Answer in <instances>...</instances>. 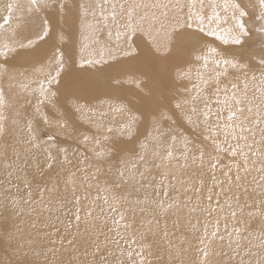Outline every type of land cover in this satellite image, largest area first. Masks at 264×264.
<instances>
[{
  "label": "snow or ice",
  "instance_id": "6c2138e0",
  "mask_svg": "<svg viewBox=\"0 0 264 264\" xmlns=\"http://www.w3.org/2000/svg\"><path fill=\"white\" fill-rule=\"evenodd\" d=\"M4 8L6 15L0 17V167L12 147L9 137L19 133L9 175L14 174L12 168L21 175L29 167L36 170L31 179L25 176V194L12 201L14 207L21 200L31 206L37 176L60 164L63 191L59 182L39 188L40 205L49 211L59 209L65 203L64 194L71 193L74 220L81 221L83 210L94 230H98L97 222L104 228L110 221L114 226L110 230L118 235L120 228L130 227L117 208L127 197L114 195L110 200L107 181L101 187L99 176L106 167H115L125 190L151 189L136 202L148 217L149 231L160 218L171 216L179 223L197 211L211 215L213 209L203 206L199 195L195 201L191 195L201 192L203 179L193 183L185 175L192 165L203 168L206 153L193 151L194 145L174 130L177 124H196L207 131L215 152H224L233 161L224 172L229 190L252 170L261 177L258 205L245 206L254 208L249 216L259 222L260 259L253 264H264V0H11ZM14 15L16 26L6 31ZM246 18L259 26L249 27ZM61 19L66 25L79 26V58L66 43L72 33L58 27ZM98 26L108 29L109 36L115 34L113 44L100 43ZM49 41L51 45L45 47ZM89 49L92 54L84 55ZM101 65L112 68L113 74L97 78L92 69L99 72ZM193 72L199 83L180 91L176 85L191 81ZM33 79L39 83L40 95L31 118L25 119L18 109ZM5 81L8 89L3 87ZM209 91L226 113L223 120L219 112L211 120ZM129 92L134 100L128 98ZM78 121L90 125L91 134L80 135L78 143L91 156L85 155L80 161L83 166L73 170L68 167L72 163L69 150L53 154L43 147L38 126L68 134L79 131ZM45 135L49 141L56 139L55 134ZM221 136L225 147L217 142ZM229 140L234 143L228 145ZM137 143L139 150L122 147ZM207 159L212 170L222 163L218 154H207ZM43 193L48 194L47 200ZM231 215L236 217L237 211ZM217 232L205 235L215 237ZM240 247L237 238L236 248ZM247 254L256 255L250 250ZM85 255L92 258L79 264H122L110 261L100 243ZM209 255L203 252L205 264Z\"/></svg>",
  "mask_w": 264,
  "mask_h": 264
},
{
  "label": "bare ground",
  "instance_id": "6f19581e",
  "mask_svg": "<svg viewBox=\"0 0 264 264\" xmlns=\"http://www.w3.org/2000/svg\"><path fill=\"white\" fill-rule=\"evenodd\" d=\"M7 2H11V0H0V17L6 15L4 5ZM246 19L249 20V27L259 26L254 24L251 18ZM16 23L14 15L12 27L7 28L6 31H12ZM58 27H63L66 31L72 33V39L68 40L66 38V43L74 49L77 58H79L81 54L79 26L77 24L65 25L60 20ZM98 28L97 39L100 43L113 44L115 42L114 33L109 36L108 29L100 26ZM51 43L52 41H49L45 47H49ZM232 47L238 48V46ZM83 54H92V49L85 51ZM209 59L211 60V57ZM97 67L102 70L98 72L96 68H93L92 72L96 73L99 79H103L106 74H113L112 68L106 65ZM196 67L199 68V65ZM193 83H199V80L196 79V72H193L191 81L185 80L178 86L181 88L186 85L189 89H192ZM29 84V89L25 93L27 99H21L18 109L25 119L31 118L34 111L33 106L40 95L39 83L33 79ZM3 87L5 89L9 88L7 81L3 83ZM125 87L131 86L126 85ZM207 94L209 96L208 103L213 114L211 120H216V113L218 112L221 114V120H223L226 113L216 103L213 93L209 91ZM127 95L129 99H135L130 92ZM222 99L223 96L221 95ZM78 125V132L71 131L68 134L57 132L54 128H49L43 124L38 126V135L42 146L50 149L53 154H56L59 149L67 148L69 158L72 161L68 167L73 168V170H75L74 166L80 165V161L85 155H88L89 158L91 156L90 153H85L84 147L78 143L80 135L91 134L89 131L90 125L82 121H78ZM174 130L188 139L191 145H194L193 151L198 149L197 147L201 142L207 141L211 146L210 154L219 155L222 162L219 168L215 170L209 168L208 159L206 158L203 168H198V172L190 171V168H188L185 174L186 177L192 178L191 182L193 183L196 182L197 178L203 179L204 185L201 192L198 194L192 193L191 195L194 201L196 195H199L203 206L213 209L212 214L208 215L206 212L197 211L193 213V218L182 219L180 232L173 225L174 217L160 218L158 224L154 220L152 225L153 227L157 226L158 231H149L145 226L148 217L140 212L136 202L143 200L151 192V189L138 187L135 191L130 188L125 190L124 185L115 174V167H112L111 170L106 167L105 172L100 174L101 180L103 183L107 181V186L111 188L112 193L117 197H127V200H121L123 208L118 209V211L125 215L126 221L133 225L135 229L131 231L129 227L127 229L120 228L119 235L117 232L110 230L111 227H114L110 221L109 227L101 228L99 222H97L96 228L98 230L88 229L86 223L89 220L84 216L83 210L80 213L81 221L76 222L73 217L75 208L71 193L64 194L66 197L65 203L59 209L53 207L49 211L40 205L41 193L38 190L39 188L51 187L52 184L59 182L61 191H63L62 176L64 169L60 164L54 165L53 169H44V174L37 176L39 183L33 182L34 203L31 206L25 205L21 200L14 207L12 201L20 200V197L25 194L23 183L25 176L31 179L33 175H36V170L29 167L27 173L21 175L15 174V168H12L11 171L14 174L9 175L7 169L11 161L15 159L14 152L18 150L16 148V137L19 133L10 136L9 143L12 147L8 150V159L4 160L3 166L0 167V225H6V228L0 227V264H60L61 261L63 264H79L81 260L92 258L90 255H85V252L91 253L97 243L106 246L103 250L110 261L119 260L122 264H133V262L141 260L143 264H205L204 251H209V256L214 258V260H210L208 257V264H253L254 261H258L260 259L258 255L260 251L259 222L249 216V212L253 211L254 208L245 205H258L259 203L258 194L260 189L257 183L261 179L259 173L252 170L238 183L234 181L231 190H229L224 172L227 171V166L231 165L233 161L228 154L215 152L213 141L208 137L204 127L183 123L182 125H174ZM46 133L55 134L56 139L49 141L47 135H45ZM194 135L197 140L192 139ZM199 141L200 143H198ZM140 142H143V137L140 138ZM217 142L221 143V147L226 146L223 143L222 136ZM233 143L231 140L228 141V145ZM134 146L139 149V143L122 145L125 148ZM207 149L209 150V148ZM41 163H43V156H41ZM112 163L115 165L117 161L114 160ZM233 172H235V169H233ZM153 174H155V171ZM242 175L244 174L242 173ZM221 181H224L222 185L220 184ZM117 184H120L119 188L116 187ZM221 187L224 189L223 192ZM90 191L92 195H95L96 190L94 188ZM250 194L257 195V199L253 201ZM43 195L47 200L48 194L43 193ZM209 195L213 197L211 201L206 199ZM160 198L167 199L163 196ZM217 201H219V204H217ZM229 205H231V208ZM83 206L82 204V209ZM240 209H243V211ZM233 210L237 211L236 217L231 215ZM112 215L117 216L116 213ZM215 229H218L215 237L205 235L206 231L211 233ZM184 236L185 242L182 244V253L179 252L175 243L180 242ZM239 237L244 240V244L242 242L241 247L236 248V241ZM115 241H119V243L117 244ZM213 242L216 243L215 246H213ZM248 250L256 255H248ZM60 252L63 253V256L59 255Z\"/></svg>",
  "mask_w": 264,
  "mask_h": 264
},
{
  "label": "rangeland",
  "instance_id": "374dc122",
  "mask_svg": "<svg viewBox=\"0 0 264 264\" xmlns=\"http://www.w3.org/2000/svg\"><path fill=\"white\" fill-rule=\"evenodd\" d=\"M255 11V10H254ZM61 21L64 23V21L61 19ZM254 24H256V25H259V23H258V21H255L254 22ZM66 25V24H65ZM70 26V25H69ZM257 27V26H256ZM210 67H211V65H210ZM113 70V69H112ZM231 71V70H230ZM113 72V71H112ZM180 83H178L177 85H176V87L179 89V90H181V91H183V86H185V85H183L181 88L178 86ZM186 84V83H185ZM195 136V135H194ZM193 136V140H197V138H196V136L194 137ZM198 143H200V141L198 142ZM208 142L207 141H205V142H201L200 143V145L197 147L198 149H200V150H204V152L206 153V154H210V152H211V146H210V143H208L209 144V146H208V144H207ZM202 144V145H201ZM207 144V145H206ZM205 145H206V147H205ZM203 146V147H202ZM207 148H209V150L207 149ZM137 150H139V149H137ZM213 150V149H212ZM206 158H207V155H206V157H205V160H206ZM190 168V171L192 170L193 172H198V167L196 166V165H192L191 167H189ZM196 168V169H195ZM99 178H100V184H101V187H103V186H105V183H103L102 182V180H101V177L99 176ZM108 187V186H107ZM177 187H179V185H177ZM95 189V188H94ZM108 189H109V191H108V195H109V198H110V200H111V198H112V196H114V194L112 193V190H111V188L110 187H108ZM116 196V195H115ZM47 199H48V197H47ZM117 208L118 209H122L123 208V203H122V201H121V203H119V204H117ZM193 213L189 216L190 218H193ZM188 217V218H189ZM185 218H187V217H182L181 218V220H180V222L179 223H177L176 221H175V219H174V221H173V225L177 228V230L179 231V230H181V228H182V221L185 219ZM183 219V220H182ZM86 227L88 228V229H93V226L91 225V223L89 222V221H87V223H86ZM129 229L131 230V231H134L135 229H134V227H133V225H130V227H129ZM151 230H154L155 232H157L158 231V228H157V226H152L151 227ZM180 232V231H179ZM241 237H239V240H240V244L242 245V242H243V244H244V240L241 238ZM31 240V242H32V239H30ZM184 242H185V236L184 237H182V239L180 240V242H177V243H175L176 244V247H177V249L179 250V252H182L183 253V251H182V244H184ZM32 243H34V242H32ZM39 244V243H38ZM216 245V243H214L213 242V246H215ZM102 246V249H104L106 246H104V245H101ZM59 255L60 256H63V253L62 252H60L59 253ZM213 256H209V259L210 260H214V258H212Z\"/></svg>",
  "mask_w": 264,
  "mask_h": 264
}]
</instances>
